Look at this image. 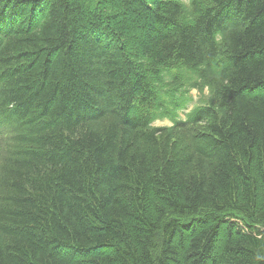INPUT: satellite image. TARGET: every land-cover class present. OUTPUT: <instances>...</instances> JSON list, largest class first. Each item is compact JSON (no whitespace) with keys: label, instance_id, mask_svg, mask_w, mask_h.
Wrapping results in <instances>:
<instances>
[{"label":"trees","instance_id":"16d2710c","mask_svg":"<svg viewBox=\"0 0 264 264\" xmlns=\"http://www.w3.org/2000/svg\"><path fill=\"white\" fill-rule=\"evenodd\" d=\"M0 264H264V0H0Z\"/></svg>","mask_w":264,"mask_h":264},{"label":"rangeland","instance_id":"374dc122","mask_svg":"<svg viewBox=\"0 0 264 264\" xmlns=\"http://www.w3.org/2000/svg\"><path fill=\"white\" fill-rule=\"evenodd\" d=\"M190 94L193 96V102L190 104L189 109L197 103V98L200 97L199 93L197 92L196 89H191ZM187 111V110H186ZM171 121H169L167 118L164 119H156L153 123V125H165V124H170Z\"/></svg>","mask_w":264,"mask_h":264}]
</instances>
